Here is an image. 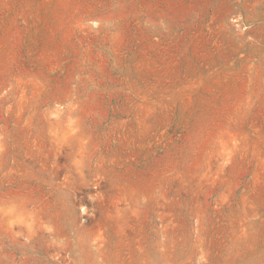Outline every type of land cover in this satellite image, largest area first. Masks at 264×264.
Returning <instances> with one entry per match:
<instances>
[{
    "label": "rangeland",
    "instance_id": "rangeland-1",
    "mask_svg": "<svg viewBox=\"0 0 264 264\" xmlns=\"http://www.w3.org/2000/svg\"><path fill=\"white\" fill-rule=\"evenodd\" d=\"M0 264H264V0H0Z\"/></svg>",
    "mask_w": 264,
    "mask_h": 264
}]
</instances>
